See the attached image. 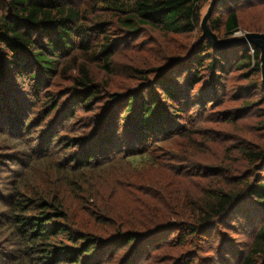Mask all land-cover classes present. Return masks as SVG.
Segmentation results:
<instances>
[{"label":"rangeland","instance_id":"1","mask_svg":"<svg viewBox=\"0 0 264 264\" xmlns=\"http://www.w3.org/2000/svg\"><path fill=\"white\" fill-rule=\"evenodd\" d=\"M252 1L257 6L239 10L240 23L264 21V0H240L237 7L247 8ZM73 3L82 13L81 26L90 38L87 43L92 50L99 51L96 46L103 43L101 34L108 36L109 42L117 40L118 45L112 42L116 48L108 68L92 52L86 54L77 45V50L58 61L56 72L46 83L42 84L38 76L30 80L19 69L8 81L0 83V103L7 102L24 130L27 128L23 138L18 137L17 129L6 118H0V219L10 215L7 203L14 195L20 192L31 196L44 190L49 201H63L68 214L77 222L75 225L83 230L89 224L112 234L122 224L130 228L128 222L140 228L149 217L152 218L148 222L163 220L173 227L142 244L139 254L143 250L144 254L133 260L134 244H111L106 256L91 264H241L263 225V206L245 200L227 225L216 222L213 230L207 236L199 235L200 238L186 236L185 225L198 217L212 192L239 189L244 191L242 198H246L245 184L264 183V167H254L244 153L264 148V88L260 75L253 67L238 64L235 54L224 56V65L229 64L225 72H212L209 63L213 57H208L199 70L201 81L190 90L186 82L195 70L194 58L183 64L175 61H183L194 53L199 29L188 35H173L142 27L131 34L119 25L112 11H105L106 4L98 0ZM223 11L219 8L214 16ZM240 32L245 30L240 28ZM218 34L221 40L228 38L222 30ZM166 66L167 70H163ZM80 68L99 89L97 98L90 109L78 107L72 112L69 108L72 119L56 128L57 137L48 153L54 154V159L45 160L44 154L35 155L43 145L42 127L54 120L63 106L68 107ZM163 87L170 91L182 89L193 104L201 103L188 108L182 116L181 134L158 141L150 149L153 158L159 157V164H131L115 156L110 165L96 166L85 175L80 172L75 176L67 166L65 173L53 171L52 167L57 165L54 163L64 164L70 158L73 149L68 143L96 134L98 123L109 119L111 130H120V120L112 116L127 108L131 95L154 98L163 107ZM211 90L215 93L200 95ZM51 99H56V109L45 103ZM46 110L47 119L43 122ZM172 111L168 109L169 114ZM131 124L126 123L127 127ZM28 130L32 134L30 139ZM56 147L61 149L56 151ZM180 226L184 228L178 230ZM3 229L0 227V264H10L12 257L19 256L20 248L12 243L7 228ZM67 239L61 234L50 244L62 253V247L71 246ZM60 263L72 264L65 258ZM256 264H264V256L256 259Z\"/></svg>","mask_w":264,"mask_h":264},{"label":"trees","instance_id":"2","mask_svg":"<svg viewBox=\"0 0 264 264\" xmlns=\"http://www.w3.org/2000/svg\"><path fill=\"white\" fill-rule=\"evenodd\" d=\"M208 1L128 0L127 3H122L118 0H98L107 5L105 11H112L119 25L128 33L134 34L142 27H154L165 34L173 35H188L195 29L200 30L201 11ZM73 2L74 0H0V83L8 81L16 69H19L20 73L25 72V76L30 80L38 76L42 84L46 83V80L56 72L58 61L77 50V45L84 49L86 54L92 52V55L102 60L108 68L107 64L113 58V50L118 45L117 40L113 39L109 42L111 39L101 34L103 43L96 46L99 51L92 50L90 43H87L90 38L81 26L82 13ZM240 4V0L219 1L210 21L212 31L219 39L220 30L228 38L238 33L240 28L245 32L264 33V21L259 23H240L239 21V10L254 8L257 6L256 3L252 1L248 3L247 8H238ZM219 8L225 13L215 17ZM228 54H235L238 64L253 67L254 71L260 75L261 81L260 55L254 47L245 46L218 51L214 50L207 41L200 42L199 38L194 53L182 58L183 61L177 60L175 63H189L194 58L195 70L189 73L186 82L188 89L191 90L201 81L199 70L208 57H213L209 63L212 72L215 70L225 72L229 64L224 65V56ZM167 68L168 66L163 70ZM83 70L80 68V77L74 79L77 84L74 86V93L69 95L68 107L63 106L56 118L42 127L43 137L40 141L43 145L38 148L39 151L35 155L44 154L45 160L54 159V154L48 155V153L57 137L55 136L56 128L64 122H69L67 119H72L69 108L72 112L78 107L90 109L91 103L97 98L99 89L93 81L88 80L86 75L88 73L84 71L86 73L84 74ZM162 90L163 107H159V103L154 98L147 100L144 95H131L127 108L112 116L120 120L117 122L121 127L120 130H111L112 122H108L109 119L98 123L99 128L96 134L68 143V146L73 149V152L70 151V158L64 164L54 163L57 165L52 167L53 171L65 173L64 169H67V166L71 174L81 172L85 175L96 166L110 165L115 156H121V161L131 164L138 161L143 164H159V157L153 158L150 149L157 146L158 141L175 138L176 135L181 134L180 124L184 120L182 116L188 108L197 107L201 103L193 104L187 97L186 91L182 89L170 91L163 87ZM211 91L200 93V95L208 96L215 93ZM55 101L56 99H51L45 103L52 104L51 106L56 109ZM6 103H0V118H6L7 122L17 129L16 135L23 138L22 134L27 131V128L24 130L25 127L18 120V116L12 114L13 110ZM175 105L179 107L174 108ZM168 109L173 110L172 114L168 113ZM43 117V122H46L47 110ZM129 122L132 124L127 127L126 123ZM27 136L31 138L30 130ZM55 149L58 151L61 148ZM244 153L254 167L258 169L264 167V148L260 151ZM18 180L24 183L20 177ZM78 181H80L79 178ZM243 190H246V198H242L244 191L239 189L237 191L219 189L212 192L213 194L203 202L202 211L197 214L198 217L185 225L186 236L199 238V235L207 236L219 221L222 225H227L245 200H253L264 207V183L259 181L252 186L245 184ZM44 193L46 192L42 190L29 196L19 192L8 203L6 202L10 215L0 219V227L7 228L9 238L13 239L12 243L20 248L19 256L12 257L10 264H61L62 258L72 264H91L105 257L111 244L116 247L134 244L133 260L144 254V250L139 254L142 244L172 227L167 226L166 222L163 223V220L154 219L148 222L152 218L149 217L140 228L135 227L133 222H128L127 225L130 228L126 229L124 228L126 225L122 224L112 234L108 231L104 232L99 226L89 224L87 229L83 230L80 225H75L77 222L68 214L69 210L65 208L60 198L52 202ZM179 215L183 214L179 213ZM71 221L74 222L73 225ZM180 227L178 230L184 228V226ZM61 234L68 238L67 241L71 243V246L62 247V253H59V250L50 243L51 239ZM62 254H65L64 257ZM262 256H264V222L251 245L250 253L242 259L241 264H256V259ZM84 257L87 258L86 262L83 261Z\"/></svg>","mask_w":264,"mask_h":264},{"label":"water","instance_id":"3","mask_svg":"<svg viewBox=\"0 0 264 264\" xmlns=\"http://www.w3.org/2000/svg\"><path fill=\"white\" fill-rule=\"evenodd\" d=\"M220 0H209L201 11L200 42L207 41L214 50L227 51L239 47H254L260 55L261 84L264 87V33L240 32L221 40L212 31L210 21Z\"/></svg>","mask_w":264,"mask_h":264},{"label":"bare ground","instance_id":"4","mask_svg":"<svg viewBox=\"0 0 264 264\" xmlns=\"http://www.w3.org/2000/svg\"><path fill=\"white\" fill-rule=\"evenodd\" d=\"M47 149V148H46Z\"/></svg>","mask_w":264,"mask_h":264},{"label":"built area","instance_id":"5","mask_svg":"<svg viewBox=\"0 0 264 264\" xmlns=\"http://www.w3.org/2000/svg\"><path fill=\"white\" fill-rule=\"evenodd\" d=\"M253 52V51H252Z\"/></svg>","mask_w":264,"mask_h":264}]
</instances>
